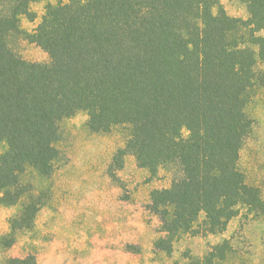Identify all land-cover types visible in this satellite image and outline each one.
Returning <instances> with one entry per match:
<instances>
[{
  "label": "trees",
  "instance_id": "1",
  "mask_svg": "<svg viewBox=\"0 0 264 264\" xmlns=\"http://www.w3.org/2000/svg\"><path fill=\"white\" fill-rule=\"evenodd\" d=\"M36 1L0 0V205L17 208L1 248L33 227L50 198V178L65 163L61 125L79 111L91 132L124 133L110 173L130 154L150 175L170 174L146 205L159 223L153 252L170 255L185 236L264 217L261 190L240 168L264 91V0H241L245 17L220 0H55L24 30L20 16L31 17ZM19 39L48 60L24 59ZM233 242L223 238L182 264H235ZM0 264L37 260L27 253Z\"/></svg>",
  "mask_w": 264,
  "mask_h": 264
},
{
  "label": "rangeland",
  "instance_id": "2",
  "mask_svg": "<svg viewBox=\"0 0 264 264\" xmlns=\"http://www.w3.org/2000/svg\"><path fill=\"white\" fill-rule=\"evenodd\" d=\"M49 2L55 0L30 3L31 17L20 16L21 28L31 31ZM220 2L230 15H247L241 0ZM18 51L29 61L48 60L40 46L25 39H19ZM252 112L257 122L240 151V168L264 198V91ZM86 122L84 111L63 121L58 145L65 163L48 181L50 198L30 230L22 231L11 247H0V262L7 256L33 253L37 264H182L187 255H202L211 244L231 236L234 247L241 251L240 257L233 253L235 264H264V217L249 222L233 219L221 234L185 236L174 243L170 255L153 252L159 223L146 205L153 189L169 186L170 174L160 169L150 175L130 154L120 169L110 173L112 154L123 145L125 135L120 129L91 132ZM26 178L32 179L36 189L44 183L34 174L28 173ZM16 209L0 205V235Z\"/></svg>",
  "mask_w": 264,
  "mask_h": 264
}]
</instances>
